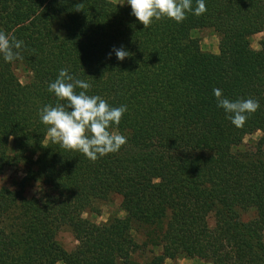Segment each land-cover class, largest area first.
I'll list each match as a JSON object with an SVG mask.
<instances>
[{"label": "trees", "instance_id": "1", "mask_svg": "<svg viewBox=\"0 0 264 264\" xmlns=\"http://www.w3.org/2000/svg\"><path fill=\"white\" fill-rule=\"evenodd\" d=\"M205 5L144 28L126 0H0V32L23 41L20 59L0 55V264H163L164 252L264 264V0ZM202 29L216 54L200 50ZM64 68L127 106L111 129L127 138L119 151L93 162L51 142L39 112L60 102L48 87ZM214 88L260 107L236 127ZM113 197L122 216L82 217ZM64 227L70 251L55 239Z\"/></svg>", "mask_w": 264, "mask_h": 264}, {"label": "clouds", "instance_id": "2", "mask_svg": "<svg viewBox=\"0 0 264 264\" xmlns=\"http://www.w3.org/2000/svg\"><path fill=\"white\" fill-rule=\"evenodd\" d=\"M131 6V14L148 28L153 20L172 19L177 23L186 19V13L202 15L207 11L205 0H196L197 6L192 8V0H126ZM23 41L14 36L0 32V55L6 62L20 59L19 49ZM117 59L123 61L132 54L123 48L113 49ZM91 84L72 76L68 69L59 71L58 77L51 82L48 91L54 93L60 101L55 106L46 105L39 116L42 123L48 126V136L52 143L59 144L65 150L79 151L89 160L115 153L127 143V138L116 131L126 105L113 107L98 95H88ZM76 89H81L77 92ZM217 106L228 115V119L236 127H242L248 116L255 113L260 104L252 98L229 100L223 96L222 90L213 89Z\"/></svg>", "mask_w": 264, "mask_h": 264}, {"label": "rangeland", "instance_id": "3", "mask_svg": "<svg viewBox=\"0 0 264 264\" xmlns=\"http://www.w3.org/2000/svg\"><path fill=\"white\" fill-rule=\"evenodd\" d=\"M113 3H121L123 0H108ZM193 36L197 38L199 48L202 52L216 54L217 53V37L216 35L208 30V29H202L199 31L193 32ZM263 33H258L250 37V49L251 50H257L258 49V42L262 39ZM19 76H22L21 74ZM259 133H254L250 136L244 137V139L241 141V143L238 145L239 150H246L250 147L251 143L256 142V140L259 138ZM95 208L97 210V213H83L82 217L87 218L88 220L94 222V223H102L105 222L110 216H122V213L119 211V199L116 197L111 198L110 200L106 202H101L95 205ZM253 213L251 211H248L246 213H243L241 215L242 220H249L252 218ZM208 225H212L211 219L208 220ZM57 243L60 245V247L65 251L72 250L76 242L69 232L67 228H60L55 237ZM263 240H264V232H263ZM157 253H160V251H157ZM165 258L163 261V264H208L204 260L201 259H186L181 256H178L176 254H173L172 252H164L163 253ZM60 264V263H57Z\"/></svg>", "mask_w": 264, "mask_h": 264}]
</instances>
